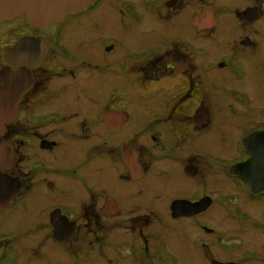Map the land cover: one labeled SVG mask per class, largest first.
I'll list each match as a JSON object with an SVG mask.
<instances>
[{"label": "flooded vegetation", "instance_id": "1", "mask_svg": "<svg viewBox=\"0 0 264 264\" xmlns=\"http://www.w3.org/2000/svg\"><path fill=\"white\" fill-rule=\"evenodd\" d=\"M0 69V264H264V0L19 16Z\"/></svg>", "mask_w": 264, "mask_h": 264}, {"label": "water", "instance_id": "2", "mask_svg": "<svg viewBox=\"0 0 264 264\" xmlns=\"http://www.w3.org/2000/svg\"><path fill=\"white\" fill-rule=\"evenodd\" d=\"M94 2L95 0H0V22L25 14V18L33 24H49L61 21L66 16L83 10ZM5 79H7L5 72L0 70V89L4 87L3 80ZM14 91L15 84L13 83ZM254 164L255 158H252L246 166ZM239 173L250 179L254 191L259 192L264 188V179L260 173L250 174L243 170Z\"/></svg>", "mask_w": 264, "mask_h": 264}, {"label": "rangeland", "instance_id": "3", "mask_svg": "<svg viewBox=\"0 0 264 264\" xmlns=\"http://www.w3.org/2000/svg\"><path fill=\"white\" fill-rule=\"evenodd\" d=\"M39 197L35 196L32 200L31 205L35 207L36 210H41L44 208V204L48 201L47 199L44 200V203L42 204V201L38 199ZM60 199V197H59ZM61 201V200H59ZM70 202V201H69ZM74 203V204H73ZM76 205L77 203L75 201L70 202L66 207L71 210V212L76 211ZM12 211L9 212L10 214V220L3 225L2 223L0 224V230H6V231H11V233H19V230L23 228L25 225H23L22 221L24 220V217L22 215H19L18 218H14V213H11ZM16 231V232H15Z\"/></svg>", "mask_w": 264, "mask_h": 264}]
</instances>
